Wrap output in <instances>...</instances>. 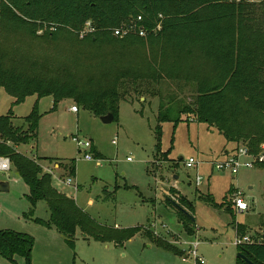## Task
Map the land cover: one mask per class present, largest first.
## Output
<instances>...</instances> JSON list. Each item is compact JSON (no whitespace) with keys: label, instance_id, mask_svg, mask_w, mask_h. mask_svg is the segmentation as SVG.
Instances as JSON below:
<instances>
[{"label":"rangeland","instance_id":"1","mask_svg":"<svg viewBox=\"0 0 264 264\" xmlns=\"http://www.w3.org/2000/svg\"><path fill=\"white\" fill-rule=\"evenodd\" d=\"M125 46L120 42L84 44L67 36L55 41L33 38L23 31H2L0 27V54L6 56L7 65L14 64L28 73L48 78H73V82L87 88L101 83L111 86V82L104 81H111L119 70L137 67L150 57L148 46ZM188 67L190 83L147 82L144 87L153 96L127 92V98L118 105L117 118L110 124H103L100 117L81 108L72 113L70 107L76 104L71 99L54 104L51 97L29 96L13 106V98L3 88H0V117L11 111L12 124L26 129L22 119L36 104L37 136L28 145L16 147V151L35 160L43 172L51 175L52 187L73 200L100 226L113 231L138 226L180 251L182 242L196 240L198 255L205 264H235L237 228H242L244 235L254 241L264 238V167L241 169L237 176L228 170L211 169L210 163L232 155L231 151L222 150L231 145L215 128L185 113L193 101L192 78L211 73L209 64L197 54L188 59ZM166 110L171 120L178 118V122L158 124V112ZM158 125L160 144L156 140ZM73 137L89 141L92 150L77 147ZM166 152L169 155H163ZM85 154L93 160L86 161ZM190 158L200 163L198 168L186 166ZM71 167L75 169L74 176L70 175ZM197 174L202 178L198 187ZM0 182L9 185L7 192H0V231L33 238L31 264H195L192 259L183 262L181 258L185 256L178 257L155 246L141 233L116 245L87 238L77 230L71 247L54 229L32 222L35 218H48L47 206L39 202L34 213L28 215L25 199L28 187L12 170L0 173ZM237 192L248 205L247 212L236 213L232 204ZM180 196L193 206L190 216L194 221L188 218L193 236L184 231L183 224L178 223L179 211L167 202L175 203ZM208 197L217 206L208 204L205 201ZM224 199L232 214L220 206ZM153 223L166 229L159 227L156 235L150 226ZM16 262L25 264L22 258H16ZM5 263L0 257V264Z\"/></svg>","mask_w":264,"mask_h":264},{"label":"trees","instance_id":"2","mask_svg":"<svg viewBox=\"0 0 264 264\" xmlns=\"http://www.w3.org/2000/svg\"><path fill=\"white\" fill-rule=\"evenodd\" d=\"M139 16L142 21L138 25L147 31L144 38L136 33L123 39L112 36V29L130 25ZM87 21L97 31L79 39L77 32ZM0 27L2 31H23L30 37L53 41L67 36L90 45L120 42L125 47L148 46L151 53L137 67L110 75L111 81L104 82H111V86L101 83L94 88L75 83L69 76L70 80L28 73L25 68L7 65L6 56L0 54V88L13 98V106L23 103L29 96L51 97L54 104L71 99L77 108L98 118L112 114L115 120L118 105L127 92L152 95L144 87L147 82L190 83L188 59L197 54L209 64L211 73L192 78L193 101L185 113L192 115L195 121L215 128L226 143L233 144L232 154L240 145H245L251 154H257L264 145V0L259 4L248 0H0ZM48 28H54V31ZM9 61L13 63L12 59ZM157 115L158 124L179 120H171L168 110L159 111ZM13 117L11 111L0 117V157L10 160L12 174L28 187L25 195L28 215L34 213L39 202L46 204L48 218H35L33 223L54 229L71 247L77 230L87 238L111 241L116 245L141 233L164 251L178 257L183 255L168 242L154 237L150 230L137 226L113 231L93 221L73 200L52 187L51 175L43 172L35 160L16 151V147L28 145L37 136L39 114L36 104L22 119L26 129L15 127ZM160 139L161 126L158 125L157 144ZM163 155H169V152ZM69 172L74 176L75 169L71 167ZM205 201L217 206L209 197ZM175 203L189 215L192 213L193 206L184 197L176 198ZM226 205L224 199L220 206H225V211L232 214ZM178 217L184 231L193 236L191 221L181 212ZM236 231L238 235H244L242 228ZM32 247V237L0 231V257L5 264H17L16 258L31 264ZM236 250L237 255H242L251 264H264V238L238 246ZM235 264L247 263L236 257Z\"/></svg>","mask_w":264,"mask_h":264},{"label":"built area","instance_id":"3","mask_svg":"<svg viewBox=\"0 0 264 264\" xmlns=\"http://www.w3.org/2000/svg\"><path fill=\"white\" fill-rule=\"evenodd\" d=\"M142 21V17L139 16L136 18L134 23H130V25H124L115 29L111 30L112 36L123 39L126 36L131 35L132 33H136L138 37L144 38L147 34V31L143 29L138 23ZM157 30L160 29L159 26L156 28ZM49 31H54V28H48ZM96 28L94 25L87 21L82 26V28L77 32L79 39H84L87 36H90L96 32ZM41 33V32H40ZM70 111L72 113H77L78 108L76 106L70 107ZM72 141L77 145V147L84 148L86 150H91L92 144L89 141H80L78 138L73 137ZM84 159L86 161H92V157L89 155H84ZM242 159V160H241ZM200 163L195 161L194 159L190 158L186 162V166L188 168H198ZM264 164V145H261L259 148V152L257 154H251L249 150L246 148L245 145H240L237 152L232 154L230 157L219 161H215L210 163L211 169L217 172H224L228 170L231 175L237 176L241 169H252L256 166H261ZM11 170V163L10 160L6 157H0V173H7ZM202 182V178L200 176H196L195 178V185L198 187ZM69 183V181H68ZM233 206L235 208L236 213H243L248 211V205L241 197V194L237 192V194L233 197ZM152 231L154 230V234L157 235L158 228L161 227L162 229H166L164 225H160L159 227L156 224L150 225ZM168 235V232H167ZM255 241L252 240L250 237L246 235H236L235 237V247L252 244ZM182 253L185 258H181L183 262L186 260L192 259L195 264H205V261L198 255V248L199 242L196 240H188L182 242Z\"/></svg>","mask_w":264,"mask_h":264},{"label":"water","instance_id":"4","mask_svg":"<svg viewBox=\"0 0 264 264\" xmlns=\"http://www.w3.org/2000/svg\"><path fill=\"white\" fill-rule=\"evenodd\" d=\"M100 120L103 124H110L113 122L114 117L112 114H107L105 116H101ZM9 190V185L7 182H0V192H7ZM171 204L179 211L181 212L184 216H186L187 218H189L190 220L194 221L193 218L189 215V213L183 209L182 207L178 206L176 203L171 202ZM238 259H242L244 260L247 264H251L250 262H248L242 255L238 254L236 256Z\"/></svg>","mask_w":264,"mask_h":264},{"label":"crops","instance_id":"5","mask_svg":"<svg viewBox=\"0 0 264 264\" xmlns=\"http://www.w3.org/2000/svg\"><path fill=\"white\" fill-rule=\"evenodd\" d=\"M227 145H228V143H227ZM231 146V148H229L228 150H226V147H224L222 150L223 151H231V149H233L232 147H233V144H230ZM220 154H221V152H220ZM56 168H58V165H56ZM47 171H49V170H47ZM60 193V192H59Z\"/></svg>","mask_w":264,"mask_h":264}]
</instances>
